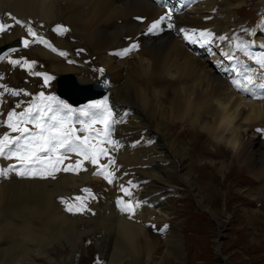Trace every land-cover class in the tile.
Listing matches in <instances>:
<instances>
[{
    "label": "bare ground",
    "instance_id": "bare-ground-1",
    "mask_svg": "<svg viewBox=\"0 0 264 264\" xmlns=\"http://www.w3.org/2000/svg\"><path fill=\"white\" fill-rule=\"evenodd\" d=\"M185 1L190 7L173 16L175 31L199 32L211 28L215 36L224 35L227 27L242 21L237 19L236 12L246 4L251 7V14L259 18L256 26L264 17V0ZM160 13L148 0H0V22L6 23L9 14L22 21L31 20L34 29L44 36L42 31L48 25L63 21L70 31L57 36L51 28L46 40L58 53L65 48L74 53L72 45L76 43L74 47H82L84 54L75 58L76 65H68L61 55L35 44L21 51L20 56L27 62H34L32 55H35L38 63L45 65L42 69L56 79L69 73L79 84L105 74L109 83L108 104L117 121L112 128L114 138L119 141L112 153L119 164L117 173L122 180L131 176L130 181L137 182L138 197L133 202H146L129 220L108 202V194L112 195L116 188L102 191V180L89 178L88 171L79 175L58 174L56 180L9 176L0 180V264H57L54 251L62 254L64 242L69 252L63 260L59 258L58 264H73L74 251L77 252L78 244L82 246L86 236L103 264H150L161 245L159 235L165 238L166 246L158 261L169 256L173 261H181L184 246L177 233L178 226L172 227L171 217L168 219L171 216L168 206L178 200L182 202L177 206L184 204V197L191 194L211 215L203 193L196 187L200 173L196 160L207 149L197 147L201 138L212 145L213 151H206L208 157H221L222 147L225 148L229 165L223 178L235 165H240L242 173L264 188V132L256 131L264 129V101L239 95L225 77L217 74L221 57L192 54L169 30L144 35V24ZM131 16H145L146 20L137 23ZM69 37H74L75 43ZM13 38L32 39L24 28L14 25L0 34V46ZM216 41L211 43L214 47ZM132 42H138L137 51L124 58L109 55L110 49ZM256 53H264V49ZM90 55H94L90 64L78 65V61ZM87 65L96 73L92 79L84 75L91 73ZM101 68L103 73L99 71ZM51 69L62 73H53ZM21 76L27 77L23 85L31 89L35 80L31 71L10 69L12 80ZM64 82V78L57 79V91ZM178 126L187 130L175 132ZM183 134L189 143L184 142ZM116 149L121 152L116 154ZM115 182H120L118 177ZM89 183L98 195H105L102 201L88 203L94 214L78 216L63 212L55 198ZM175 194L180 198L173 199ZM171 197L169 201L164 199ZM108 224L113 227L108 228ZM165 225L163 233L157 231Z\"/></svg>",
    "mask_w": 264,
    "mask_h": 264
},
{
    "label": "snow or ice",
    "instance_id": "snow-or-ice-1",
    "mask_svg": "<svg viewBox=\"0 0 264 264\" xmlns=\"http://www.w3.org/2000/svg\"><path fill=\"white\" fill-rule=\"evenodd\" d=\"M173 13L167 11L156 20L150 22L147 27V33H155L161 30V26L165 25L171 29L174 25L171 23ZM9 18L14 21V24L0 22V34L8 31L14 25H19L24 28L28 38H21L23 47H29L30 43L35 42L43 44L50 48L53 52L57 49L53 48L32 26V21H22L21 19L11 16ZM140 22H144V17H135ZM53 31L60 34L70 31L69 28L63 25H57ZM184 34V39L192 43L210 44L214 40L221 42L229 41V51H224L221 55L233 64V77L230 80L232 87L240 94H247L253 100L264 101V53L254 55L250 49L254 47L253 43L241 40L239 37H227L224 35L215 36L212 32L202 30L197 32H185L184 29L179 30ZM139 45L132 43L130 46L124 48L116 53L121 57L129 55L133 51H137ZM242 53L245 57L252 60L259 68V73L253 75V70L243 64L235 53ZM61 56H66L67 53L59 52ZM5 56H0V61H3ZM9 64L16 66L21 64V60H8ZM72 61H69L71 63ZM29 68L32 64L24 61ZM103 73V69L99 70ZM36 75H41L37 73ZM45 81L51 77L44 75ZM259 81V82H258ZM6 91L11 92L12 95H19L16 90L5 88ZM24 95H29L25 92ZM20 107L19 104L16 105ZM117 121L114 119L111 110L108 107L107 100H102L91 104L86 108L72 109L67 104L58 100L54 96L45 97L43 93L39 94V103L33 101L31 105L26 107L22 112L10 111L7 114V119L3 122L2 127L9 131L0 134V158L6 160H16L18 165L11 164L7 167H0V178H8L10 174H15L20 178L29 179H52L56 180L60 172L71 173L79 175L81 172L88 171L85 167V162H90L93 166L98 165V162L108 157L106 164L100 165L93 175L101 176L109 184L117 178L115 173L108 171L115 164L114 158L110 156L109 148L119 146V142L112 139V128ZM102 124L104 127L103 133L100 131H92L93 125ZM31 124L30 129L27 125ZM80 127L77 128L76 125ZM34 129V130H33ZM257 132H264V129L257 128ZM85 133L84 136L78 133ZM11 133H18L12 136ZM79 157L74 162L65 164V161H70L72 156ZM128 184L132 187L131 181ZM121 191L131 196L129 187L120 185ZM91 199L95 196L91 194L90 190L82 189ZM65 205V210L70 214H82L85 211H90L86 208L84 197L76 196L65 200L63 197L60 201ZM146 202L142 201H121L117 200L118 205L121 206V212L127 215L129 220H132L136 214V210L144 206ZM94 214V213H93ZM167 225L163 226L157 231L163 233Z\"/></svg>",
    "mask_w": 264,
    "mask_h": 264
},
{
    "label": "rangeland",
    "instance_id": "rangeland-1",
    "mask_svg": "<svg viewBox=\"0 0 264 264\" xmlns=\"http://www.w3.org/2000/svg\"><path fill=\"white\" fill-rule=\"evenodd\" d=\"M248 1L252 2L253 0ZM251 12L252 9L248 4L237 9V19L241 18L242 21L228 27L230 34L248 37L250 21L254 17V14H251ZM75 40L74 37L69 38L71 43H75ZM21 51L23 50H17L13 53L19 55ZM76 55L77 52L74 51V56ZM93 56L90 55V57ZM32 57L35 60L33 61L36 68L42 69L45 67L43 63H38L39 58L37 56L32 55ZM90 63L91 60L86 64ZM86 68L89 71L91 70V73L86 72L84 75H87L90 79L94 78L96 76V73L93 72L94 68L92 66ZM51 70L53 73H62L61 71H55L56 69ZM8 72L9 70L6 69V73ZM23 78V76L16 78V84H22ZM36 78H40V75H37ZM9 80L12 81L10 77H7L8 82ZM50 83L52 81L49 79ZM39 84L37 81L32 91L38 90L40 88ZM51 89H56L54 83L51 85ZM124 98L127 97L124 96ZM186 130L187 127L178 126L175 132L183 133ZM183 136L184 142L186 144L189 143L187 135L183 134ZM210 144V142L205 141V138H201V142L197 143V147L201 150L203 147L207 149H203L204 156L201 155L196 160L197 170L200 172L198 174L199 182L196 184V187L203 193L204 201L208 203L211 215L198 205L196 198L191 194L184 197V204L177 206L178 203L181 204L182 202L178 200L177 204L168 206V213L171 215L168 216V219L171 217V220H169L172 222V227L178 226L179 230L177 233L180 234L184 246L182 260L179 262L173 261L169 256L165 261H158L166 246L164 244L165 238L159 235L158 241L162 247L159 244L160 247L156 248L150 264L154 262H159L157 264H264V188L257 181L251 180L247 174L242 173L240 165H235L232 170L230 169L227 174L228 176L223 178L222 174L227 173L226 166L229 165V159L225 157V148L222 147L221 157L213 159L214 155L210 157L205 155L208 151H213ZM119 149L115 150L116 154L121 152ZM112 158L116 160L115 156ZM111 168L118 170V161H115V164ZM237 171L241 172V174H237ZM124 179L126 180L127 178L124 177ZM94 182L95 180L90 183ZM134 188L135 190H132L131 193V196L134 197L131 198L129 196L132 201L138 197V195L136 196L137 187ZM102 191L106 192L105 187ZM172 197L173 199H177V197L180 198V195L175 194ZM172 197L164 199L169 201L170 199L172 200ZM164 199L163 201H165ZM170 203H174V201ZM112 227V224H108V228L111 229ZM86 238L82 240V246L77 245L78 250L76 253L74 251L73 264H100L101 262L103 264V259L101 260L100 256L95 253L94 244ZM61 245L62 254H57L59 250L54 251L57 264L60 259L66 258L69 252V248L66 247L67 244L65 242L61 243ZM216 247L219 250V255L216 254Z\"/></svg>",
    "mask_w": 264,
    "mask_h": 264
},
{
    "label": "water",
    "instance_id": "water-1",
    "mask_svg": "<svg viewBox=\"0 0 264 264\" xmlns=\"http://www.w3.org/2000/svg\"><path fill=\"white\" fill-rule=\"evenodd\" d=\"M5 47L6 45L1 46L0 50L4 49ZM59 77L60 79L64 78L65 82L58 89V91L56 88V91L59 95L69 100L72 104H77L87 99L100 96L104 92L105 81H103V84H99V85L94 84V83L91 85L89 84L79 85L73 80L72 75L69 73L60 75ZM56 85H57V82H56ZM94 85L98 87L97 90L94 89Z\"/></svg>",
    "mask_w": 264,
    "mask_h": 264
}]
</instances>
